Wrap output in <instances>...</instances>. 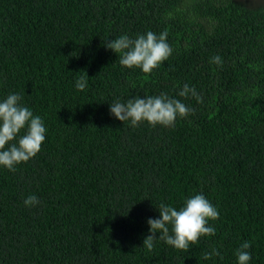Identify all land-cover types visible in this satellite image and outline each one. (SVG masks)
Listing matches in <instances>:
<instances>
[{
	"label": "trees",
	"instance_id": "16d2710c",
	"mask_svg": "<svg viewBox=\"0 0 264 264\" xmlns=\"http://www.w3.org/2000/svg\"><path fill=\"white\" fill-rule=\"evenodd\" d=\"M165 30L172 53L148 74L105 47ZM11 93L46 133L15 172L0 166V264H237L244 241L264 264V0H0V101ZM161 93L195 113L136 128L110 114ZM195 194L219 212L215 235L147 250L159 204Z\"/></svg>",
	"mask_w": 264,
	"mask_h": 264
},
{
	"label": "clouds",
	"instance_id": "9594fccd",
	"mask_svg": "<svg viewBox=\"0 0 264 264\" xmlns=\"http://www.w3.org/2000/svg\"><path fill=\"white\" fill-rule=\"evenodd\" d=\"M167 36V30L159 35L148 31L139 34L135 39L125 34L108 41L105 47L116 54H122L119 63L123 67L140 68L143 73L148 74L172 53ZM211 63L222 65L221 57L213 56ZM75 87L80 91L87 87L83 76L76 81ZM178 95L184 98L191 96L197 103H203L202 96L188 84L183 86ZM20 101L21 96L16 93H11L0 101V166L12 172L16 171V165L27 162L40 151L46 133L41 117L34 115ZM109 111L121 122H130L133 128L138 127L141 122H147L152 127H174L178 118H186L195 113L194 108L186 106L178 99L170 98L165 93L143 98L137 96L127 102L117 99L110 104ZM21 130H24V134L17 140ZM23 203L26 207H35L40 204V200L35 195H29ZM157 209L159 218L147 220L150 234L142 244L149 251L153 249L154 241L159 239L175 249L187 252L190 245H195L202 236H213L216 233L215 227L209 226L208 222L216 220L219 212L202 194L186 198L179 209L165 203L159 204ZM157 232L159 237L155 235ZM250 247V242L244 241L236 249L237 264H249ZM219 255V251L213 248L203 254V259L209 260Z\"/></svg>",
	"mask_w": 264,
	"mask_h": 264
}]
</instances>
